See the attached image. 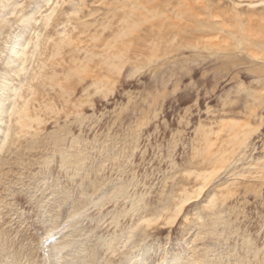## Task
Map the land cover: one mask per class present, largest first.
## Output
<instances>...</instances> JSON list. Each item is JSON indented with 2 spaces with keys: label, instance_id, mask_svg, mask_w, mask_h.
I'll list each match as a JSON object with an SVG mask.
<instances>
[{
  "label": "rangeland",
  "instance_id": "obj_1",
  "mask_svg": "<svg viewBox=\"0 0 264 264\" xmlns=\"http://www.w3.org/2000/svg\"><path fill=\"white\" fill-rule=\"evenodd\" d=\"M46 2L0 0V88L8 78L14 86L25 78L8 70V36L22 31L46 41L47 57L27 60L28 70L48 59L60 32L66 30L71 38L60 56L51 59L63 90L35 84L31 109L39 112L40 125L9 138L14 142L0 153V196L4 209L12 211L11 223L3 230L11 237L17 226L39 241L42 220L45 225L53 221L60 227L55 242L75 223L82 235L91 232L86 241L96 251L98 264L106 259L109 264H160L162 258L188 257L190 249L207 246L213 253L206 264H264V2ZM51 8L55 12L45 27L43 18ZM30 14L34 18L29 33L22 20ZM126 25L133 26L131 34L117 38ZM116 50L125 61L120 76L103 63ZM79 66L85 70L65 76ZM94 82L100 84L98 90ZM60 148L85 157L80 177L61 170L56 153ZM46 154L53 155L49 167L43 164ZM119 188L126 195L117 197L116 204L111 201L102 210L66 218L75 204H86L87 197L113 195ZM185 196L190 200L173 226L159 225L143 237L128 234L135 219L129 212L134 199H142L146 217L162 212L166 218ZM51 199L57 207L41 208ZM127 211L120 227H114L116 214ZM198 223L208 225L205 234H199ZM212 223H219L214 232ZM115 237L125 247L120 244L116 254L109 255L103 243ZM133 243L146 252L142 261L129 259L136 251Z\"/></svg>",
  "mask_w": 264,
  "mask_h": 264
},
{
  "label": "bare ground",
  "instance_id": "obj_2",
  "mask_svg": "<svg viewBox=\"0 0 264 264\" xmlns=\"http://www.w3.org/2000/svg\"><path fill=\"white\" fill-rule=\"evenodd\" d=\"M48 2H49V0H47L46 4H48ZM263 2L264 1L261 0L260 3H263ZM5 3H8V0H5ZM253 5H255V4H252V3L249 4V6H251L252 8L257 7V5L256 6H253ZM48 11H49V14L46 15L45 18H43V25L45 27L48 26V23L50 21H52L51 17L55 12V8H51ZM33 18H34L33 14H30L22 20V23L26 24L29 33L31 31L30 30V22H32ZM20 20H21V17H17V21H20ZM83 26H85V23L82 24V27ZM132 28H133L132 25L131 26L126 25L125 27L122 28V33H120L117 36V38L122 39L126 35L131 34ZM59 37L60 38L58 41H56V40L52 41L54 46H53L51 52L49 53L48 59L46 58L48 61L47 60L46 61H41V60L37 61L35 66L29 70L26 67V61L27 60H29V61L31 59L35 60L36 57H39L42 55L47 57L46 56L47 54L46 55L44 54V53H46V52H44L46 50L45 49L46 48L45 47L46 41H44V42L40 41V35H38V34H36L35 37L28 38L26 34L22 35V31H20L15 36H8L7 37V40H9V42L7 43L8 46L6 47V52H7L8 57H9V58H7L8 70L11 74H13L14 76H17V77H19L20 74H22V75L24 74L23 77H25V78L22 81L21 80L19 81L18 86H14L12 84L13 79L8 78V81L5 82V85L2 86V88H0V153L3 151L4 148L6 149L7 145H9L13 141L12 140L10 142L9 138H11L12 136H17V137L19 136L20 137V135L26 133V131L32 130V128L34 127L33 126L34 124L36 126L40 125L41 120H40L39 115H38L39 112L31 109V108H33V107H31V102L33 101V98L37 95L36 94V92H37L36 87L37 86L35 87V84L38 85V87L39 86H42V87L46 86L47 87V85H48V88L50 87L51 89H53V87H56L60 91L63 90L62 80L58 77L57 70L53 67L54 64L51 61V59L53 60L54 58H56L55 56H58V55L60 56V51L62 50V48H64L63 46L68 47L71 44V38H70V34L67 33L66 30H63L62 32H60ZM33 40H35V41H33ZM47 48H48V46H47ZM103 63H105L106 65H112L111 67L116 72L117 76H120L123 72V68L125 65V61L123 59L122 51L118 50V52H117V50H116L113 53L112 52L109 53V55L106 56V58H104ZM58 65L60 68L62 67V66H60V64H57V66ZM57 66H56V68H57ZM80 70L84 71L85 67L79 66V67H76L73 70V72H69L68 74L64 73V74L66 77H67V75L70 77L72 74L79 73ZM46 81H49V83ZM98 84H99L98 82H94L93 86L96 88L95 90L99 89ZM23 86L25 88H23ZM21 88H23V90H21ZM44 90L42 92H44ZM102 91H104V90H102ZM46 94L47 93H45V95ZM45 95H43V96H45ZM33 103H34V101H33ZM45 103L46 102L44 100V104ZM38 106H40V105H38ZM44 106H46V104ZM40 107L43 108L42 105ZM46 107L48 108V106H46ZM38 109H39V107H38ZM44 109L45 108H43L42 110L44 111ZM51 109H54V108L51 107ZM32 110L34 111L33 113H32ZM53 111L54 110H52V112ZM40 112H42V111L40 110ZM48 112H49V110H48ZM25 135H22V136L25 137ZM32 136L33 135H31L30 137L32 138ZM59 136H60V134H59ZM26 137H27V135H26ZM35 137H36V135H35ZM57 138H58V136H57ZM17 139H14V140H17ZM16 143L14 145H16ZM72 143L74 145V143H76V141L72 140ZM14 145H12V146H14ZM59 147H61V146H59ZM72 149L73 148L71 147L70 150H72ZM70 150L67 151L66 149L64 150V148H60V149L56 150V153L60 156L59 157L60 162H61L60 168H61V170H64L65 173H67V171L70 172V170H73L72 172H75L76 176H79L80 173L85 170L84 165H83V163L85 161V157H79V154H80L79 151L78 152L76 151L77 152L76 153L74 150L75 153H72V152H70ZM5 153H8V151H6ZM72 154H75V156ZM46 155H45V157H46ZM41 159H43V158H41ZM45 159H46V161L44 163L43 162L42 163L45 164L46 166H48V164H50V163H54L53 155L48 156V158H44V160ZM40 163H41V161H40ZM20 184H22V183H20ZM23 187H24V185H23ZM200 191H201V189H199V192ZM125 192L126 191L124 189L120 190V188H119L116 190V192H114L115 194H113V195H106V193H104V194L99 193L98 195L97 194L95 195L96 197H93L94 195H91V197H89V198L85 197L87 199V201H86L87 203L86 204L80 203L78 205L75 204L72 207V209L69 213V216L66 218H68V220H71L72 218L75 217L76 214L81 213V211H82V213L83 212L87 213V211L90 209L102 210L105 206H107V204L109 205V203L111 201H113L116 204L117 203L116 198L125 196L126 195ZM83 193H85V192H83ZM82 196H83V194H82ZM85 196H87V195H85ZM57 199H58V197H57ZM51 200H53V199H51ZM188 200H190L189 196H185L184 199L182 198V200H180L179 204L177 205V208L175 209L174 213L171 216L169 215L168 217L163 218L162 212L158 213L156 215L154 214L151 217H148V216L146 217V215H143L144 212L142 211V207L140 205L142 199L141 198L134 199V201L131 202V209L129 210V212H131V215L134 216L135 219L133 220V224L129 227L128 234L131 237L137 236V234H138V236L143 237V236H148L152 230H157L159 225L163 226L162 229H164V226L165 227L166 226H173L177 215L181 211L182 207L188 202ZM44 203H45V201H44ZM44 203L42 202L41 208H43V206H46V207L48 206L50 211L53 210V207H57V206H55L56 200H53V202L51 204H50V202H49V204H47V203L44 204ZM3 204H4L3 199L0 196V220L7 217L2 223H0V264H8V262L6 261L8 258L10 259V262H11L10 264H12V263L13 264H21L22 260L25 262V264H98L96 251L93 250V248H91L90 243L89 242L87 243V241H86L87 239H89V234L91 232H89V234H86V235L83 234L82 235L81 233L83 232V230L75 229V226H76L75 223L74 224L71 223L68 225V227L70 228V230H69L70 233H68L67 235L61 234L62 235L61 238L58 237V238H60V240L55 241V242L54 241L52 242V238L59 235L60 227L58 226V224L56 222H53V221H52V223L45 225V222H43L44 220H42L43 234L39 238V241H37V238L34 235H32L28 230H23L21 228L18 229L17 226L15 227V230H14L15 231L14 236L10 237V234L3 230V225L7 226L8 224L11 223V219H10L11 217L10 216H11L12 211L10 210L11 211V213H10L9 209L5 210L4 208H6V206H3ZM7 207H9V205H7ZM46 207L44 209H46ZM168 208H169V206H168ZM60 209H61V207H60ZM46 210H48V209H46ZM124 213L125 214H123V213L119 214L118 213L112 219L111 224L114 227H116V228L120 227L121 223L119 220L121 218H124L125 215L128 213V211L124 212ZM216 213H218V212H216ZM59 215L60 214H57L56 216L58 217ZM217 215H219V214H217ZM84 217H87V216L85 215ZM199 218H197V219H199ZM215 225L218 228L219 223H218V225H217V223H212V227L210 230H212L213 232H214L213 226H215ZM18 226H20V225L18 224ZM197 226H199L201 228V232H199V234L200 233L205 234L203 230L208 228V225H206L205 223H202V224L196 225L195 227L197 228ZM224 226H225V224H224ZM85 230H86V228H85ZM207 231L208 230H206V232ZM214 234H216V233H214ZM122 236H123V234H122ZM205 236H207V235H205ZM82 237L84 239L82 240V242H79V240ZM15 238L18 241L17 242L18 245L16 247V250L14 248L15 247L14 242H16V241H14ZM107 240L108 241L104 240L103 245H104L105 253H107L109 255H115L116 254V252L118 250V245L121 244L122 247H125V244H123L124 241L119 243L116 240V237L114 239L110 238ZM186 243H189V240H187ZM37 245H38V247H37ZM1 247H3V248L5 247V250L9 251L7 253V255L3 254V249ZM136 247H137L136 244L133 243L132 250L135 249L136 251L134 253L130 254L131 258H129V257L128 258L131 259V261H135L138 259H141V261H142L143 260L142 258L146 252L142 251L143 248L138 249ZM19 248H20V250H19ZM201 250L202 251H199L198 248H192V249H190L188 257L187 256L185 257V255H184L183 258H179L181 260H179L176 257L168 258L169 260L167 259V257L162 258L160 264H180L183 261H184V264H206V261H208L210 258L209 254L213 253L212 248L211 247L209 248L207 246ZM166 259H167V261H166ZM139 262H137L136 264H140ZM109 263H110V261L107 259L104 262V264H109ZM146 264H147V262H146Z\"/></svg>",
  "mask_w": 264,
  "mask_h": 264
}]
</instances>
